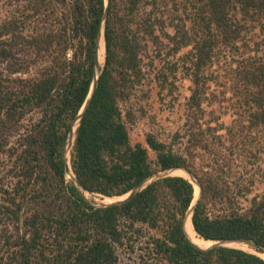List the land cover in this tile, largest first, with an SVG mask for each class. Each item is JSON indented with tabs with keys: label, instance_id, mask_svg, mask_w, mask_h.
<instances>
[{
	"label": "trees",
	"instance_id": "16d2710c",
	"mask_svg": "<svg viewBox=\"0 0 264 264\" xmlns=\"http://www.w3.org/2000/svg\"><path fill=\"white\" fill-rule=\"evenodd\" d=\"M0 3V264H121L122 250L140 252L143 264H264L256 253L202 251L189 241L183 222L195 188L184 177L157 180L108 208H96L68 182L65 147L94 80L106 0ZM255 35L263 38L252 48ZM160 39L167 55L179 56L175 69L182 66L196 86L193 110L203 109L206 73L228 63L243 99L238 118L252 131L264 127V0H110L106 61L76 132L72 170L89 193L115 198L154 174L186 168L203 190L192 218L196 233L264 247V194L253 195L254 180L232 187L196 170L191 148L204 131L191 126L176 136L185 153L153 134L148 148L132 145L125 104L144 81L149 45ZM223 128L236 135L233 126L212 127Z\"/></svg>",
	"mask_w": 264,
	"mask_h": 264
},
{
	"label": "rangeland",
	"instance_id": "374dc122",
	"mask_svg": "<svg viewBox=\"0 0 264 264\" xmlns=\"http://www.w3.org/2000/svg\"><path fill=\"white\" fill-rule=\"evenodd\" d=\"M3 13L4 7L0 3V17ZM262 38L255 35L252 48ZM261 48L264 50V46L261 45ZM169 51L167 41L163 39L149 45L144 60V81L125 104L126 111L133 119L128 121L132 145L141 144L148 148L146 138L153 134L160 141L173 144L175 150L185 153L187 144L176 136H184L191 126L198 134L200 128L204 131L199 137L201 143L191 148V159L198 173L201 176L208 172L220 175L232 187L243 186L246 179L252 178L253 195L264 194V127L252 131L248 119L238 118L239 103L243 99L238 95V80L233 77V70L228 63L222 62L219 67H214L216 70L207 72L199 87L203 109L193 110L190 97L196 86L185 75L182 66L175 69L179 56H169ZM223 123L233 126L236 135L228 133L225 128L218 133L212 129ZM217 134L222 135L221 138ZM149 156L151 160L156 158L151 150ZM223 160L225 169L219 171L221 168L218 164ZM67 181L71 182L70 175ZM87 198L97 206L119 200L99 194H87ZM248 249L252 253H259L251 245ZM139 254L122 250L121 264H143Z\"/></svg>",
	"mask_w": 264,
	"mask_h": 264
},
{
	"label": "water",
	"instance_id": "95a60500",
	"mask_svg": "<svg viewBox=\"0 0 264 264\" xmlns=\"http://www.w3.org/2000/svg\"><path fill=\"white\" fill-rule=\"evenodd\" d=\"M109 4H110V0H106V9H105V13H104V16H103V19H102V23H101V26H100V29H99V34H98V37H97L95 76H94V80H93V83H92V87H91L89 96H88L85 104L83 105L82 109L80 110L79 114L77 115L76 119L73 122L71 131H70V133L68 135V139H67V143H66V147H65V153H64V160H65V163H66V178H67L68 175H70L71 182L74 183V185L77 187V189L83 194V196L87 200H88L87 194H92V193H89L88 191H86L79 184V182H78V180H77V178H76V176H75V174H74V172L72 170L71 153H72L74 141L76 139L77 129H78L79 125H80L81 120L85 116L87 110L91 106L94 94H95V92L97 91V88H98V83H99V79H100V76H101V73H102V69H103L104 63L106 61L105 26H106V22H107V19H108ZM102 40L104 41V45H105V58H104L103 64L101 62ZM175 170H180L183 173H185L187 175V177H185V176H179V177H184V178L188 179L194 185V188H195V198H194V201L191 204L190 208L188 209V211L185 214L183 227H184V231H185V234H186L187 238L189 239V241L196 248H198V249H200L202 251H208V250L215 249V248H220V247L233 248V247L228 246L226 244L229 243V242L240 241V242H243V243H246L248 245L253 246L257 250L264 251V247H262L261 245H259L255 241L248 240V239L213 241V242H217V244H215L214 246H212L210 248H207V249L200 248V247H198L196 244H194L192 242V239L190 238L191 234H190L189 222L191 220L192 225H193L192 218H193V215H194L195 208H196L197 204L199 203V201L202 198L203 190H202V186H201L199 180L197 179V177L193 173L188 171L186 168H173V169H169V170H165V171L159 172L157 174H154L153 176H151L147 180H145L142 184H140L137 188H135L134 190H132L128 194H126V195H124L122 197H115L117 199L123 198L121 200H117L115 202H112L111 204H106V205H101V206H97V205H94V204H92V205L95 206L96 208H108L110 206L121 205L123 203H126V202L130 201L132 198H134L137 194L142 192L144 189H146L149 185L154 183L155 181L163 179V178H166V177L178 176V175H174L173 174V171H175ZM196 187H198V189H199L197 198H196ZM115 198H110V199H115ZM193 228H194V225H193ZM235 249H238V248H235Z\"/></svg>",
	"mask_w": 264,
	"mask_h": 264
},
{
	"label": "bare ground",
	"instance_id": "6f19581e",
	"mask_svg": "<svg viewBox=\"0 0 264 264\" xmlns=\"http://www.w3.org/2000/svg\"><path fill=\"white\" fill-rule=\"evenodd\" d=\"M104 58H105V45H104V41L102 40V48H101V62H104ZM174 175H178V176H185L187 177V175L185 173H183L180 170H175L173 171ZM199 189L198 187H196V195L198 194ZM125 198V197H124ZM123 198H120L119 200H121ZM190 220V219H189ZM189 226H190V238L192 239V242L194 244H196L198 247L203 248V249H207L210 248L212 246H214L215 244H217V242H213V241H205L204 239H202L194 230L192 222L190 220L189 222ZM226 245L231 246L233 248H238V249H242V250H246L248 252H251L248 248L250 247V245L240 242V241H235V242H229ZM258 254L260 257L264 258V251L259 250Z\"/></svg>",
	"mask_w": 264,
	"mask_h": 264
}]
</instances>
